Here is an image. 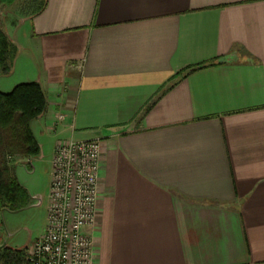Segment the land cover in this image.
<instances>
[{
	"label": "crops",
	"instance_id": "crops-1",
	"mask_svg": "<svg viewBox=\"0 0 264 264\" xmlns=\"http://www.w3.org/2000/svg\"><path fill=\"white\" fill-rule=\"evenodd\" d=\"M26 21L8 75L45 94L48 160L101 139L92 264H264V0H40Z\"/></svg>",
	"mask_w": 264,
	"mask_h": 264
},
{
	"label": "built area",
	"instance_id": "built-area-1",
	"mask_svg": "<svg viewBox=\"0 0 264 264\" xmlns=\"http://www.w3.org/2000/svg\"><path fill=\"white\" fill-rule=\"evenodd\" d=\"M101 139L61 140L51 161L47 224L25 264H92Z\"/></svg>",
	"mask_w": 264,
	"mask_h": 264
},
{
	"label": "trees",
	"instance_id": "trees-1",
	"mask_svg": "<svg viewBox=\"0 0 264 264\" xmlns=\"http://www.w3.org/2000/svg\"><path fill=\"white\" fill-rule=\"evenodd\" d=\"M15 0H0V4ZM17 55V47L0 26V76L11 72ZM212 65V63L202 66ZM47 108L45 94L38 82L16 84L9 92L0 90V213L18 211L30 203V194L18 181L15 168L7 156L21 155L30 160L40 154V145L31 124L42 116ZM0 264H24V249L3 246Z\"/></svg>",
	"mask_w": 264,
	"mask_h": 264
},
{
	"label": "rangeland",
	"instance_id": "rangeland-1",
	"mask_svg": "<svg viewBox=\"0 0 264 264\" xmlns=\"http://www.w3.org/2000/svg\"><path fill=\"white\" fill-rule=\"evenodd\" d=\"M40 0H15L12 4H0V26L6 28L8 37L12 32H17L18 24L26 25V18L34 11ZM17 25V26H16ZM26 28V26H24ZM16 75H8L1 80L3 92H9L19 82ZM59 118L61 115H58ZM34 133L43 145V157L33 161L24 160L21 155L7 156L9 163H17L15 174L18 181L27 189L32 197L37 199L18 211L2 210L0 213V244L5 240V246L13 249H24V264L26 250L30 247L37 236L44 230L47 224V206L49 200V184L51 161L47 154L52 149V141L46 134L42 123L33 125ZM61 140L57 141V143ZM56 143V144H57ZM42 150V151H43ZM53 158V157H52ZM49 161V162H48ZM31 204H35L31 206ZM29 246V247H28ZM28 247V248H25Z\"/></svg>",
	"mask_w": 264,
	"mask_h": 264
},
{
	"label": "water",
	"instance_id": "water-1",
	"mask_svg": "<svg viewBox=\"0 0 264 264\" xmlns=\"http://www.w3.org/2000/svg\"><path fill=\"white\" fill-rule=\"evenodd\" d=\"M5 244H6V241L4 240V241L0 244V249H1L3 246H5Z\"/></svg>",
	"mask_w": 264,
	"mask_h": 264
}]
</instances>
